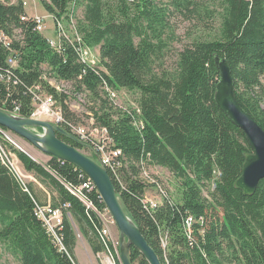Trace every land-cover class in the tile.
I'll return each mask as SVG.
<instances>
[{
	"label": "trees",
	"instance_id": "trees-1",
	"mask_svg": "<svg viewBox=\"0 0 264 264\" xmlns=\"http://www.w3.org/2000/svg\"><path fill=\"white\" fill-rule=\"evenodd\" d=\"M39 1L46 14L62 22L66 32L75 9L81 7L76 30L82 44L98 47L103 70L82 63L75 43L65 38L60 51L51 47L43 32L35 30L21 0H0V31L10 39L8 45L0 41V109L28 118L34 111V93L41 91L54 98L67 122L77 123L67 99L71 93L88 91L99 100L98 109L90 107L95 124L106 128L113 147L122 152L120 181L109 173L118 199L161 264H264V178L251 196L234 188L244 153L250 148L243 132L213 99L219 77L213 56L218 54L231 67L239 104L264 130L260 106L264 95L260 81L264 74V0H204L214 12L210 17L219 18L218 31L210 39L184 45L172 73L156 70L153 64L167 45L169 16L175 11L192 20L202 7L210 12L203 0ZM22 16L27 18L21 20ZM8 58L15 59V66L8 64ZM44 73L71 84L73 90L69 94L56 90ZM103 81L113 90L138 93L140 127L132 124L129 113L108 105ZM129 110L135 116V110ZM61 127L69 131L66 124ZM5 131L0 127L4 152H12L25 171L53 187L52 207L69 206L62 209L57 231L62 249L35 214V205L44 204L33 184L23 183L0 156V244L20 264H76V236L69 213L92 252L105 250L120 264L118 248L114 251L100 237L98 216L65 186H76L88 177L75 165L53 156L45 165L31 159L4 137ZM60 138L81 148L79 142ZM150 165L166 168L179 180L178 201L162 188L164 193L155 207L143 202L146 184L139 176ZM88 196L95 207L105 208L96 189ZM187 214L202 219L192 226L191 242L183 226ZM164 236L165 249L161 246ZM129 259L131 264H148L133 246Z\"/></svg>",
	"mask_w": 264,
	"mask_h": 264
},
{
	"label": "rangeland",
	"instance_id": "rangeland-1",
	"mask_svg": "<svg viewBox=\"0 0 264 264\" xmlns=\"http://www.w3.org/2000/svg\"><path fill=\"white\" fill-rule=\"evenodd\" d=\"M9 1H17V0H9ZM27 6L25 7V12L28 16H47L40 1L39 0H25ZM157 2H168V0H156ZM204 1V0H203ZM203 6L208 8L206 12L205 8L202 7L200 13L192 18V20L185 19L178 12L173 11L169 16V30L166 36V47L162 50L159 57L155 59L154 68L163 69L167 72H174L176 69L177 62V54L182 47L195 39H210L214 37L219 28V18L214 16L211 18L210 16L214 14L211 12V8L206 2H203ZM82 15L81 7L75 9V17L74 21L80 18ZM46 26L48 28H52L53 30V20L50 17H46L45 19ZM54 31V30H53ZM44 31L43 34H45ZM56 37V36H55ZM52 39V38H51ZM137 41V39L135 40ZM91 52L93 54V58L96 64V67L100 70H103L99 65V53L98 47L91 48ZM43 69L47 71L46 67L43 66ZM155 70V69H154ZM45 78L48 82L58 86V88L66 91L67 93L73 90L71 84L65 82L55 81L53 78L48 76V73H44ZM260 81L262 84V88L264 90V74L260 77ZM116 97L113 101L106 100L105 95L100 93L102 98H105L108 105L114 107V109H119L120 107H131L137 105L138 93L136 91H128L126 89H115ZM72 95V96H71ZM70 97L67 99V103L69 109L74 112L75 118H77L79 126H83L85 129H90V122L93 117L90 107H93L94 110L98 109L99 100H96L88 91H80L77 94L71 93ZM116 104V106L114 105ZM120 106V107H119ZM260 106L264 109V95L262 96ZM36 106L34 105V108ZM36 119L46 120L50 122L52 119L46 117L44 115L38 114ZM52 123V122H51ZM36 132L40 133L39 128L34 129ZM4 137H8L12 141H14L21 149H23L26 153H28L35 161L44 162L43 152L38 148L27 142L26 140L18 137L17 135L5 131L3 133ZM16 147L15 145H13ZM81 150V148H80ZM82 151V150H81ZM5 153H8L9 159L16 170L18 176L22 180L23 183H32L33 187L37 193L39 202L44 205L52 206V196L54 195L55 190L52 186L47 183H42L38 179L35 178L33 173H29L24 170L22 164L18 161V159L9 152L7 149ZM147 172L155 182H157L162 188H165L168 194L174 201H178L179 199V180L175 178L170 171L166 168L150 165L146 167ZM145 175V174H144ZM144 175H140L139 178L144 177ZM146 187L143 195V202L146 203L149 200H153L155 202H160L161 198L159 196V190L155 186H153L152 182H145ZM203 194H206V191H203ZM67 218L69 219L71 226L74 230L76 236V244L74 248V256L76 260V264H106L107 257L111 256L107 251L103 250L98 253H93L86 238L83 236L79 225L77 222L71 217L69 213H67ZM104 220L107 222L108 226V238L110 240V244L113 250L117 251L119 244V232L114 223H109V220L106 219V215ZM125 242V240H124ZM110 246V245H109ZM112 257V256H111ZM114 264H116L115 260L112 258ZM120 262V261H119ZM0 264H20L19 260L5 247L0 244ZM121 264V263H120Z\"/></svg>",
	"mask_w": 264,
	"mask_h": 264
},
{
	"label": "water",
	"instance_id": "water-1",
	"mask_svg": "<svg viewBox=\"0 0 264 264\" xmlns=\"http://www.w3.org/2000/svg\"><path fill=\"white\" fill-rule=\"evenodd\" d=\"M218 70V80L214 86V102L227 118L238 127L250 148L244 153L241 174L234 181V188L243 195L251 196L260 179L264 178V130L254 117L239 104L234 88L231 67L225 58L213 56ZM0 127L26 140L44 154L67 161L79 168L93 183L100 199L107 208L119 232V239H126V250L118 247L121 264H131L129 249H137L148 264H161L154 249L148 244L138 226L125 213L107 170L89 156L82 153L60 136L78 142V139L57 124L31 117H21L0 109ZM39 128L40 133L34 129ZM5 134V132H3ZM60 135V136H59ZM6 138L19 150L33 159L14 141ZM34 160V159H33Z\"/></svg>",
	"mask_w": 264,
	"mask_h": 264
},
{
	"label": "built area",
	"instance_id": "built-area-1",
	"mask_svg": "<svg viewBox=\"0 0 264 264\" xmlns=\"http://www.w3.org/2000/svg\"><path fill=\"white\" fill-rule=\"evenodd\" d=\"M22 5L25 6L26 2L23 1ZM32 19L35 22V30L39 32H44L46 30V23H45V18L50 17L53 20V30L55 32L56 38L55 39H48V43L51 47L54 49L60 51L61 50V41L62 39L68 40L70 43L74 44L75 43V50L78 56V59L90 67L97 68L93 54L91 52V48L85 46L81 42L80 35L78 34L75 26V21L74 18H71L69 24H68V32L65 30V26L62 24L60 21L54 20L50 15L47 14V16H31ZM27 17L22 16L21 20L26 19ZM0 41L4 45H8L10 39L9 37L0 31ZM8 64L11 66H15L16 61L13 58H8L7 60ZM98 69V68H97ZM50 83V82H49ZM52 86L55 87L56 90L58 91H63L66 94V91L58 88V86L50 83ZM36 90H39V87L35 88ZM102 90L103 92L106 93V97L108 100L113 101V99L116 97V92L112 88L108 87L105 81L102 83ZM34 105L36 106L34 108L33 113L31 114V118H37L38 114L44 115L46 117H49L52 119L50 122L53 124H57L61 126V124H66L69 127V133L76 137L78 139V142L81 144V150L82 153L85 155L89 156L92 158L94 161H96L99 165L103 166L108 174H112L113 177H115L117 180L120 181L119 179V168L121 165V159L123 158L122 152L118 148H114L112 145V140L110 136L108 135V132L106 128L98 126L95 124L94 118H90V129H85L83 126H79L78 124H81L80 122L77 123H72V122H67L63 115H62V110L59 104L54 100V98L51 95H47L41 91H37L34 93ZM116 106V104H114ZM120 107V106H119ZM123 111H126L127 113L130 114L131 119H132V124L134 126L140 127L141 126V121L139 119V108H137V105L133 107L135 110V116H132L129 108L127 107H120ZM14 114V113H12ZM16 115V114H14ZM0 156L2 159L4 158L8 165L14 170L16 175L18 176L16 170L14 169L11 160L7 157L6 153L4 150L0 147ZM147 169L144 167L140 173V175H144L143 181L145 182H152L153 184L156 185L157 190H159V196L163 195L164 191L162 190V187L155 182L148 174H146ZM19 177V176H18ZM20 178V177H19ZM67 190L74 196L76 197L88 210H92L100 219L101 221V229H100V237L104 238L105 243L108 241L110 242L111 238H108V226H107V221L104 220V217L106 215V219L109 220V223H114L113 219L111 218L107 208H98L95 207L92 201L89 199V193L95 189L92 181L87 178L86 180L81 181L78 185L76 186H70V185H65ZM214 184L211 183V187H213ZM147 204L150 205V207H155L156 202L153 200H149L146 202ZM69 206L68 203H65L62 205V207H52L50 205H35V214L37 215L38 218H40L44 224V227L46 228L47 232H49L53 238L56 240V242L59 244L60 248L63 249V246L61 245L60 242V237L58 236V230L61 227L62 224V209H65ZM201 218H195L191 214H187L185 218L183 219V226L185 230L186 237L188 240H192L193 237V229L192 226L195 222L200 221ZM161 246L163 249L166 248L167 246V238L166 236L161 238ZM116 251V250H115ZM106 264H114L112 257L108 256Z\"/></svg>",
	"mask_w": 264,
	"mask_h": 264
},
{
	"label": "crops",
	"instance_id": "crops-1",
	"mask_svg": "<svg viewBox=\"0 0 264 264\" xmlns=\"http://www.w3.org/2000/svg\"><path fill=\"white\" fill-rule=\"evenodd\" d=\"M22 2L23 1H25V0H21ZM11 2H15V1H11ZM26 2V1H25ZM27 6V3H26V5L24 6V8ZM47 15V14H46ZM52 28H48L47 26H46V30L45 31H47V32H45V36L47 37V38H52V39H55L56 37V35H55V32L53 31V30H51ZM43 156H44V162H41V164L42 165H45V163L47 162V160L49 159V156L48 155H46V154H43ZM40 163V162H39ZM80 264V263H79Z\"/></svg>",
	"mask_w": 264,
	"mask_h": 264
},
{
	"label": "bare ground",
	"instance_id": "bare-ground-1",
	"mask_svg": "<svg viewBox=\"0 0 264 264\" xmlns=\"http://www.w3.org/2000/svg\"><path fill=\"white\" fill-rule=\"evenodd\" d=\"M124 240H125V242H124ZM126 239L124 238V239H122V241H120V239H119V244H118V247H119V245H122V248L124 249V250H126Z\"/></svg>",
	"mask_w": 264,
	"mask_h": 264
}]
</instances>
